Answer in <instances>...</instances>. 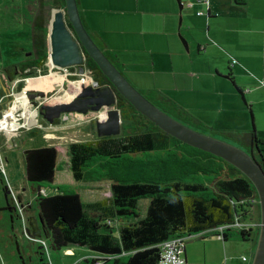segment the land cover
Returning <instances> with one entry per match:
<instances>
[{"label": "trees", "instance_id": "obj_1", "mask_svg": "<svg viewBox=\"0 0 264 264\" xmlns=\"http://www.w3.org/2000/svg\"><path fill=\"white\" fill-rule=\"evenodd\" d=\"M65 5V0L38 1L31 36L35 55L7 68L10 79L47 63L51 10L65 9ZM92 60L87 55L86 68L95 81L111 87ZM228 78L244 95L231 73ZM145 96L182 123L194 125L186 118L187 111L167 97ZM246 106L254 119L251 106ZM117 108L123 120L121 135L76 142L68 148V166L77 183L110 184L111 199L101 202L107 206L111 201L110 213H94L87 208L80 192L86 186L54 187L59 170L56 147L24 152L26 180L36 188L40 217L55 251L78 246L101 256L77 264H161L162 246L176 238H184L187 244L191 237L211 235L228 243L235 237L250 241L255 232L259 235V196L244 173L168 135L120 94ZM197 126L204 129L201 124ZM222 134L254 153L264 165V139L257 135L255 124L250 132ZM143 200L149 201L144 212Z\"/></svg>", "mask_w": 264, "mask_h": 264}, {"label": "crops", "instance_id": "obj_2", "mask_svg": "<svg viewBox=\"0 0 264 264\" xmlns=\"http://www.w3.org/2000/svg\"><path fill=\"white\" fill-rule=\"evenodd\" d=\"M77 3L88 34L96 44H99L97 46L109 57L111 62L121 69L124 76L127 77L126 75H128L130 79H127L142 89L146 95L167 97L187 111L189 117L186 118L191 123L195 126L203 125L204 130L212 129V131L220 134L225 131L250 132V119L238 95L241 96L243 104L246 106L247 103L251 108L252 105L255 106L256 104L257 95H264V0H77ZM48 63L42 67L47 70L48 77L63 78L60 81L62 83L49 81L48 94L58 91L62 97H65V93H67L68 100L60 101L58 99L59 103L75 99L80 90L72 95L71 91H74L75 87L73 86L77 83L79 84L78 88L81 89L82 81H73L75 77H72L69 72H75L78 68L74 67L70 68L69 71L56 73L50 70L51 66ZM251 66H256L260 74L254 72ZM245 67L255 76L249 74ZM37 71L43 70L38 69ZM228 71L229 74L233 75L235 84L242 88L244 95L240 94L232 81L229 80ZM142 78L151 79V84L142 81ZM197 79L203 81L202 86L205 90L194 95L195 90L188 92L185 83ZM227 81L233 84L232 86L238 95H235L236 93H233L232 88L225 83ZM67 85L70 88L66 89ZM33 88L38 89L36 86ZM226 94L229 101H232L237 107L235 117L225 113L224 106H221L220 109H218L219 107L216 108L217 110L209 108L207 110L201 109V112H198L196 106L199 105L202 97L205 96L204 99L206 100L214 99L218 103V101L222 102L225 99ZM247 95L253 101L250 102L251 104ZM9 101L5 98L2 104L6 106ZM58 102L56 101V103ZM246 107L248 108V106ZM215 112L219 114L217 122L224 115L230 125L219 126L215 124L213 118ZM97 118L104 120L106 114L101 113L98 117L72 115L69 122L63 121L59 125L55 124L54 128H47L44 131V138L57 144L46 147H56L57 152H59V149L65 148L66 142H70L65 135H69L71 132H76L78 135L84 128L87 129L88 136L92 137L89 141L98 139L99 136L95 127ZM251 119L255 123V115L253 119L251 114ZM26 132L29 134L28 136H36L39 131L30 130ZM256 132L260 138L264 139L258 130ZM19 138L22 139V136H18L17 139ZM3 142H5L4 139ZM16 144L17 142L8 149L16 148ZM2 153L0 151V156L3 159ZM61 164L58 155L59 170L56 177L64 169ZM68 170H70V166H68ZM56 180L57 178L55 184H57ZM102 185L103 183L100 182L85 184L86 187L84 188L88 191L86 195L88 201H85V195L82 196L81 194V196L87 208L94 213L105 215L110 213L108 207L111 206V201L108 200L107 206H101V202L103 199H111L112 195L110 191V193H106L107 190ZM22 190L24 193L26 192V190ZM103 193L105 196L102 195ZM12 199V206L6 208L8 211L9 208L12 210L9 211L11 227L9 228L7 225L5 227L12 231L15 230V218L21 217L18 209L19 204L27 210L28 223L31 218H36L39 230L42 232L40 217L32 212V207L37 201V195L36 201H30L27 195L23 198L22 194L17 197L13 196ZM3 209L5 210L4 207H1L0 211L3 212ZM5 217V214L0 213V222ZM20 224L23 230V222ZM42 225L44 226V223ZM208 236L211 238V235ZM208 236L206 238H209ZM193 238L206 239L197 235L189 240ZM12 239L13 241L10 240L14 245L17 237H12ZM210 242L213 241L204 243L208 245ZM228 243H225L226 246ZM13 245L8 244L4 255L10 254L9 251ZM32 246L37 252L39 250L43 254L42 249ZM77 247L73 246L66 249L64 255L70 256V263L62 259V251L56 255L51 252L50 259L44 253V258L39 263L77 264L84 259L101 258L90 250L82 255L76 254ZM184 249L187 264H196L189 248L186 246ZM53 251L55 250L53 249ZM54 259L59 263L55 262ZM243 261L248 264L249 259Z\"/></svg>", "mask_w": 264, "mask_h": 264}, {"label": "rangeland", "instance_id": "obj_3", "mask_svg": "<svg viewBox=\"0 0 264 264\" xmlns=\"http://www.w3.org/2000/svg\"><path fill=\"white\" fill-rule=\"evenodd\" d=\"M38 1L39 0H0V66L6 68L20 62L23 58L26 59L33 58V52L31 51L32 50L31 36H32V27H33L34 18L38 14V6H37ZM16 11H17L16 16L13 19H10V17ZM251 69L257 74H260L256 66H251ZM247 71L249 72V74L254 75V73H251L248 69ZM84 74L85 77L80 76L77 78L78 80L75 77L74 79L76 80L73 81H85L86 83L92 79L93 81H95L94 77L91 74H88L87 72ZM126 76H127L126 78H129L128 75ZM52 77H46L42 81V84H46L45 89H49V84H47L46 81L48 83L49 81L56 82L54 79H52ZM142 81L144 82L146 81L149 85L151 84V79L145 80L142 78ZM225 83L232 88V90L234 91L233 93H236V91L232 86L233 84L230 81H227ZM131 84L136 89L141 91L144 95H146V93H144L142 89H139L137 85H135L134 83ZM202 84L203 81L199 79L195 81L189 80L187 81V83H185V88H187L188 92L190 90H195L194 95H197L205 90ZM29 87L32 88L34 86L31 85ZM68 87L70 88V86L67 85L66 89ZM247 88L249 89V87ZM54 93L55 91L53 92V96L54 95L56 96V94ZM235 95L238 94L236 93ZM238 96L240 98L241 104L244 106L245 110L248 113V117L250 119V128H251L250 131L254 129V124H255L256 130H258L264 136V95H259V96L257 95L256 104L255 106L252 105L254 112L253 114L255 115L254 124L251 119L250 109L243 104L241 100V96L240 95ZM247 96L249 99V103L253 102L252 100H250L251 99L250 96L249 95ZM204 97H202L199 105L196 106L198 112H201V109L202 110H207L209 108L216 109L218 107H219L218 109H220L221 106L222 107L224 106L223 110L225 111V113L232 115V117H235L237 115L236 112L237 107L232 101H229L227 94L225 99L222 102L218 101V103L214 99L206 100L204 99ZM1 99H5L4 94L0 95V100ZM218 117L219 114L215 112V114L213 115V118L215 119L216 122L215 124H218L219 126H227L228 124L230 125V123L226 120L227 117L222 115L220 120L217 122ZM188 125L198 131L201 130V132H203L204 134L210 135L214 138L224 140L234 145L236 144L235 140L228 138L225 135L220 134L219 132L212 131V129L204 130V129H199L197 126L192 124H188ZM84 129H82L78 135L76 132L73 133L71 132L69 135H65L70 142L65 141L66 142L64 144L65 148L59 149V163H62L61 165L62 167H64V169L63 171H60L58 173L57 177H55L57 178L56 180L57 184H55L54 187L67 186L76 189L85 185V184L77 183L73 179L72 172L68 170V166H67L69 165V157H68L69 146L72 143L81 142V141L87 142L90 139H92L91 136H88L87 129L85 130ZM26 130L25 129L22 130L19 136V137L22 136V139L15 138V140L13 141L14 144L15 142H17L16 148L14 149H8L5 142L2 143L3 140L2 136H1L2 139H0V151L3 152L2 153L4 160L3 163L5 165V172H6L4 173L0 168V208L1 207L5 208V210L3 209V212L0 211V213L5 214L6 216L5 219L2 222H0V264H37L38 262L36 261L37 250H35L34 249L35 247L33 248V246L30 245L31 243H29V241L26 240L23 236L22 225L20 224L23 222V217L21 216L15 218V228H14L15 230L12 231L11 229H9L11 227V224H9L10 223L9 219L11 217V214L6 208L12 206L13 196L17 197L20 194H22L23 198H25V196L27 195L30 201L32 200L36 201V195H37L36 188L30 185L26 180V169L23 163L24 150L26 149L29 150L35 147L36 148L46 147L50 145H55L57 143L45 139L44 131L37 130L39 132L36 136H28L29 134L26 132ZM0 135L3 134L0 133ZM102 187L106 188L107 190L106 193H110L109 184L103 183ZM22 189L26 190V192L24 193ZM80 192L82 196L85 195L86 200L85 199L84 200L88 201L86 197L88 191L85 188H82ZM102 195L105 196L104 193ZM148 205H149V201L143 200L141 203V210H143L144 212V209ZM32 212L33 214H38L40 216V211L37 201L35 202L34 207H32ZM24 214L25 216H27V210L25 209H24ZM42 224L41 226L43 230L42 231L43 239L47 241L49 245L50 253L52 252L54 255L60 253L58 251H53V248L51 246L50 235L46 232V229ZM5 225H7L9 228L5 227ZM12 237H17V240L14 241L15 242L14 245L12 243L13 241ZM208 237L209 238H206L207 240L201 238H193L187 242L186 246L189 248V252L191 253L192 258L195 259L196 264H246V262L243 261L244 257H246V259L247 258L249 259L248 264H252L255 251L258 245L259 235L257 234V232L253 234V237L251 238L250 241H243L241 238L235 237L231 240V242L227 244V246L222 239L214 238V237L210 238V236ZM208 241H213V242H210L208 245L204 243ZM8 244L13 245V247L11 246V251H9L10 254L6 256L4 254H6V248ZM72 247L73 246H70L69 248ZM251 248L254 249L252 250ZM87 251L89 252L88 249L77 247L76 254L82 255L83 253H87ZM64 254H66V248L62 250L61 256L62 259H64L67 263H70L71 262L70 256H65Z\"/></svg>", "mask_w": 264, "mask_h": 264}, {"label": "water", "instance_id": "obj_4", "mask_svg": "<svg viewBox=\"0 0 264 264\" xmlns=\"http://www.w3.org/2000/svg\"><path fill=\"white\" fill-rule=\"evenodd\" d=\"M65 10L53 9L50 20L49 35V64L51 68L67 70L77 67L80 75H84L87 55L93 59L112 86H101L94 81L92 86L85 81L81 83V91L72 101L47 104L41 109L49 122L59 119L65 114H87L89 110L97 114H106V119L96 121V130L99 137H115L122 133V115L117 108L118 94L126 99L139 113L149 119L162 131L175 139L187 143L194 148L210 153L230 163L244 173L253 183L258 192L261 223L258 245L252 264H264V165L262 160H256L252 152L240 148L224 140L204 134L169 115L152 103L141 91L136 89L124 74L111 62L109 57L97 46L86 30L78 8L77 0H65ZM38 98H46L45 93L29 95L35 106ZM4 109L0 103V111ZM9 211H12L9 208ZM40 217V216H39ZM27 219V218H26ZM43 223L42 217H40ZM28 234L43 238L36 218L29 222ZM25 238V233L23 231Z\"/></svg>", "mask_w": 264, "mask_h": 264}, {"label": "built area", "instance_id": "obj_5", "mask_svg": "<svg viewBox=\"0 0 264 264\" xmlns=\"http://www.w3.org/2000/svg\"><path fill=\"white\" fill-rule=\"evenodd\" d=\"M90 84V81L87 82ZM94 83V81H91ZM18 93V92H17ZM40 99V98H38ZM8 104L4 106L5 119L4 121L0 117V139H4L8 148L14 146L13 141L20 136L22 130H30L33 128H42V125L39 121V109L42 103L35 106L32 100L29 99V95L26 91L20 92L18 94H13ZM27 102V106L26 105ZM0 103H3V99L0 100ZM30 110L31 114L27 115V112ZM4 124V125H3ZM3 125V126H2ZM30 128V129H29ZM2 136V138H1ZM4 160L0 156V168L4 173L5 165ZM18 209L20 216L23 217V231L25 233V238L31 243L38 244L44 249V253L50 257V250L47 241L43 238H36L28 234L29 223L24 214V209L18 204ZM239 225V224H238ZM241 227V225H239ZM163 255L161 264H187L185 258V249L186 240L184 238H176L166 242L163 246Z\"/></svg>", "mask_w": 264, "mask_h": 264}, {"label": "flooded vegetation", "instance_id": "obj_6", "mask_svg": "<svg viewBox=\"0 0 264 264\" xmlns=\"http://www.w3.org/2000/svg\"><path fill=\"white\" fill-rule=\"evenodd\" d=\"M17 14V11L15 13H13V15L10 17V19H13ZM33 52V56L35 55L34 54V50H33V45H32V50ZM32 58H23L20 62L16 63V64H19L21 62H24V61H29L31 60ZM49 62V60L47 61ZM50 63V62H49ZM48 63V64H49ZM16 64H13V65H16ZM50 65V64H49ZM9 67H12L9 66ZM9 67H3V66H0V95L4 93V97L7 98V99H10L11 96L14 94V91L20 93V92H23V91H26L28 93V95H31V93L33 94H39V93H45L46 94V98H40V99H36L35 101L38 102V105L39 103H42L40 105V109H39V121H40V124L42 125V128H33V129H30V130H39V131H46L47 128H54L56 125H59L61 124L63 121L64 122H69L70 120V117H72V115L76 116L78 113H72V114H65V115H62L59 119H54L53 123L49 122L43 115H41V109L44 105H47V104H51V105H55L56 101L58 100V98L62 97L60 95V93L58 91H55L54 94H56V96L54 95L53 96V93H50L48 94V91L47 89H41V87H39V83H35L33 84L34 86H36L38 89H34L33 87L30 88L29 85L31 84V81H34V80H39V79H42V78H46L48 77L49 75L47 74V70L43 69V68H38L43 71L39 72L37 71L38 69L37 68H29L27 69L24 74H20L19 72L16 73L15 75H12L11 79L10 77L6 74L5 70ZM46 67V66H45ZM51 71H54L56 73L58 72H61V71H69V69L67 70H60V69H57V68H51L50 69ZM45 71V72H44ZM88 73V74H91V71H89L87 68H86V65L84 67V73ZM35 73V74H34ZM71 73V76L72 77H80V70L78 68L77 71L75 72H69V74ZM92 75V74H91ZM85 77V74L83 75ZM87 76V75H86ZM93 76V75H92ZM88 77V76H87ZM18 78V79H17ZM80 79V78H79ZM76 80V79H75ZM78 80V79H77ZM89 80V79H88ZM90 81V84L87 83V85L89 86H92L93 83H91L92 80H89ZM81 91V90H80ZM79 91V92H80ZM59 93V94H58ZM56 98V101H55V98ZM58 102V101H57ZM59 103V102H58ZM80 116H83V117H88L90 115H93L94 117H98L100 116L101 114H97L96 112L92 111V110H89L87 112V114L85 115H81V114H78ZM70 116V117H69ZM99 118L96 119V121L98 120ZM56 124V125H55ZM27 131V130H26ZM29 131V130H28ZM74 142V141H72ZM31 243V242H29ZM32 245L34 246H37L39 247L40 249H42L43 251V254H44V249L39 246L38 244H35V243H31ZM36 254H37V258H36V261H38L37 263H39V261H42L43 260V254L41 251L38 250V252L36 251ZM43 263V262H42ZM41 263V264H42ZM40 264V263H39Z\"/></svg>", "mask_w": 264, "mask_h": 264}, {"label": "bare ground", "instance_id": "obj_7", "mask_svg": "<svg viewBox=\"0 0 264 264\" xmlns=\"http://www.w3.org/2000/svg\"><path fill=\"white\" fill-rule=\"evenodd\" d=\"M45 79V77L44 78H42V79H39V80H34V81H31V84L29 85V86H31V85H33V84H35V83H39V87H41V88H44L45 89V85L46 84H42V81ZM52 79H54L56 82H60L63 78H55V77H52ZM51 80V79H50ZM46 83L48 84V82L46 81ZM60 83H62V82H60ZM73 84V83H72ZM34 86V85H33ZM78 86H79V84L77 83V85H74L73 87H75L74 88V91H71V95L72 94H75V92L76 91H79L80 90V87L78 88ZM62 87V86H61ZM31 88V87H30ZM78 88V89H77ZM63 89V88H62ZM60 91V90H59ZM14 93L15 94H18L16 91H14ZM59 94V93H58ZM66 94V96L65 97H60V98H58L60 101L61 100H63L64 101V99L65 100H68V96H67V93H65ZM70 95V96H71ZM74 98V97H73ZM72 99V98H71ZM26 105H27V102H26ZM27 106H29V105H27ZM27 115L29 116V115H33V116H35V113L34 114H31L30 113V110L27 112ZM0 117H1V119L4 121V119H5V113H4V111H0ZM4 125V124H3ZM2 125V126H3Z\"/></svg>", "mask_w": 264, "mask_h": 264}]
</instances>
